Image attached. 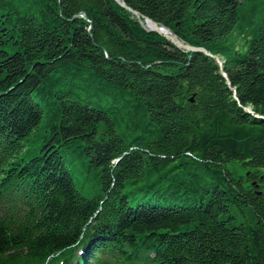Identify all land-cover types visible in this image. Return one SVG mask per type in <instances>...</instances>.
<instances>
[{
	"label": "trees",
	"instance_id": "1",
	"mask_svg": "<svg viewBox=\"0 0 264 264\" xmlns=\"http://www.w3.org/2000/svg\"><path fill=\"white\" fill-rule=\"evenodd\" d=\"M122 1L0 0V264H264V0Z\"/></svg>",
	"mask_w": 264,
	"mask_h": 264
},
{
	"label": "water",
	"instance_id": "2",
	"mask_svg": "<svg viewBox=\"0 0 264 264\" xmlns=\"http://www.w3.org/2000/svg\"><path fill=\"white\" fill-rule=\"evenodd\" d=\"M116 1H117L121 6H123V7H127L126 4H125V2H123L122 0H116ZM134 13L138 15L137 12H134ZM81 16H83L84 18H86V15H85L84 13H82ZM145 21H146L147 25H148V23L151 24V26H152V27L150 28L151 31H156V32H158L159 34H162V35L165 36L170 42H172L173 44H175L177 47L182 48V49H185V50H188V51H192V52H204L205 54H207V55H209V56H212L211 53H210L208 50H206L205 48L192 47V46H190V45H187V44L183 43V42L178 38V36H177L174 32H172L169 28H167L166 26H160L158 23L154 22L153 20H151V19H149V18H146ZM214 58L217 60V62L219 63V65H220L221 68H222V63H221L219 57H218V56H214ZM221 72H222V75H223V76L225 77V79L227 80L228 85L230 86V80H229V78H228L226 72L223 70V68H222V71H221ZM230 88H231V86H230ZM231 89H232V91L234 92V96H235V98L237 99V95H236L235 88H231ZM192 101H194V100L192 99ZM245 110H246L247 112H249V113H253V112L251 111L250 108H245ZM255 116H256V117H260V116L257 115V114H255Z\"/></svg>",
	"mask_w": 264,
	"mask_h": 264
},
{
	"label": "rangeland",
	"instance_id": "3",
	"mask_svg": "<svg viewBox=\"0 0 264 264\" xmlns=\"http://www.w3.org/2000/svg\"><path fill=\"white\" fill-rule=\"evenodd\" d=\"M78 188H79V190L83 193V194H85V195H87L88 196V193H89V191L88 190H83V189H81V186L78 184ZM90 197V196H89Z\"/></svg>",
	"mask_w": 264,
	"mask_h": 264
},
{
	"label": "bare ground",
	"instance_id": "4",
	"mask_svg": "<svg viewBox=\"0 0 264 264\" xmlns=\"http://www.w3.org/2000/svg\"><path fill=\"white\" fill-rule=\"evenodd\" d=\"M151 27H152L151 24L148 23V28H151Z\"/></svg>",
	"mask_w": 264,
	"mask_h": 264
}]
</instances>
